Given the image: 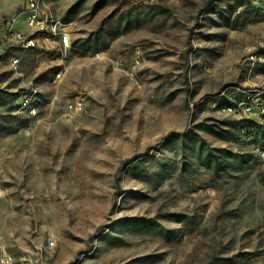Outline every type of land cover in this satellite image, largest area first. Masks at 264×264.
<instances>
[{
	"label": "rangeland",
	"instance_id": "rangeland-1",
	"mask_svg": "<svg viewBox=\"0 0 264 264\" xmlns=\"http://www.w3.org/2000/svg\"><path fill=\"white\" fill-rule=\"evenodd\" d=\"M42 1L58 83L0 27V264H264V0Z\"/></svg>",
	"mask_w": 264,
	"mask_h": 264
},
{
	"label": "built area",
	"instance_id": "built-area-1",
	"mask_svg": "<svg viewBox=\"0 0 264 264\" xmlns=\"http://www.w3.org/2000/svg\"><path fill=\"white\" fill-rule=\"evenodd\" d=\"M43 5L42 0H26L24 10L15 18L6 20L0 17V27L5 28L11 38L22 43L25 49H36L42 52L46 45L54 47L56 52H59L61 63L56 69L50 71L49 78L53 83H58L65 73L63 61L70 50V36L66 26L52 14L46 13ZM20 20L24 21L28 32L14 31L15 24ZM18 63L19 60L15 61V64ZM35 97L36 93H27L23 97L22 109L32 110ZM75 106L78 108L81 105L77 103ZM255 109L256 107L251 103L240 102L227 107L224 111L239 115H252ZM261 124H264V119Z\"/></svg>",
	"mask_w": 264,
	"mask_h": 264
},
{
	"label": "trees",
	"instance_id": "trees-1",
	"mask_svg": "<svg viewBox=\"0 0 264 264\" xmlns=\"http://www.w3.org/2000/svg\"><path fill=\"white\" fill-rule=\"evenodd\" d=\"M242 128L248 136H255L263 133V126L251 120L244 121Z\"/></svg>",
	"mask_w": 264,
	"mask_h": 264
}]
</instances>
